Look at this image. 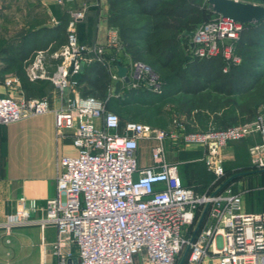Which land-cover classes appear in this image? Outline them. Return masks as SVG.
Listing matches in <instances>:
<instances>
[{"label":"built area","instance_id":"built-area-1","mask_svg":"<svg viewBox=\"0 0 264 264\" xmlns=\"http://www.w3.org/2000/svg\"><path fill=\"white\" fill-rule=\"evenodd\" d=\"M83 17L84 11L73 13L68 43L55 53L62 61L48 78L61 92L77 87L75 76L90 51L107 64L102 47L79 41L76 23ZM243 28V22L221 15L203 22L193 31L189 56H222L228 64L240 63L235 41ZM109 43L120 47L116 31ZM28 75L31 80L47 77L43 51L35 56ZM128 75V85L134 88L158 94L165 90L159 71L144 60H133ZM112 77L121 79L117 72ZM17 80L5 78L4 84ZM49 110L46 98L0 95V125ZM54 113L58 135L72 131L76 148V153L60 157L57 194L47 199L45 216L37 221L57 229L52 246L57 264H132L144 251L148 264H180L186 255L191 264H264V210L246 211L241 194L230 188L198 192L186 186L179 164L169 162L166 151L169 140L202 146V160L219 179L225 173L223 151L231 142L255 134L264 139V106L252 121L206 130H189L177 117L170 130L133 120L121 124L106 100L79 93ZM142 140L151 141L152 154V163L143 167L138 160ZM251 152L253 163L264 168V144L254 145ZM20 200L24 205L12 223H34L35 205ZM204 220L207 224L201 227ZM6 230L10 233V225ZM69 244L78 248L75 261L71 252L63 251Z\"/></svg>","mask_w":264,"mask_h":264},{"label":"crops","instance_id":"crops-1","mask_svg":"<svg viewBox=\"0 0 264 264\" xmlns=\"http://www.w3.org/2000/svg\"><path fill=\"white\" fill-rule=\"evenodd\" d=\"M64 11L70 12L71 20L74 12L84 11V17L76 23V28L78 23L85 24L86 28L92 31L91 39L93 40L83 44L102 47L105 60L106 57L111 56L112 58V51L117 50L116 55L121 56L123 61L120 64L127 66L129 71L130 64L134 59L121 50L119 31L109 25V0H0V48L8 46L14 38L19 37L22 33L42 26L57 24ZM115 31L120 47L109 43ZM95 61H97L96 54L94 51H90L85 60V67ZM106 63L111 75L113 72L118 73L117 64H113L111 59L106 60ZM2 65L0 53V68ZM5 78L18 80L11 86H6L3 82ZM0 79V95L11 96L17 100L46 98L50 105V110L44 114H27L19 121L0 125V264H57L58 258L52 250L53 243L57 238V229L54 225L42 227L37 221L45 216L44 207L47 199L57 194V179L61 169L59 166L60 157L76 153V148L72 143V131L65 130L63 135H58L54 110L63 106L68 97H72L76 93L82 95L81 86L78 84L75 89L61 92L48 80L40 87H33L27 82H22L15 72L5 74L0 72ZM122 79L121 77V81ZM178 96H186L190 99L189 95L179 94ZM228 98L238 105L225 108L220 112L189 108L186 101L189 114H184L183 121L187 124L188 129L206 130L253 120L252 113H242V109L239 107L242 100L238 95L231 94ZM263 106L264 104L256 106L255 112L260 111ZM181 108L182 106L179 104L177 111L181 112ZM176 112L172 111L173 116L168 127L159 129H172L173 119L175 117L180 119L178 115H175ZM226 112L230 113L236 121H225L222 124L219 119ZM247 118L249 119L244 121ZM146 142L149 143V148L151 147L150 140H142L139 150L142 148V143ZM262 143L264 144V139L259 134L231 142L223 151L225 173L219 179L202 160L204 148L192 145L193 147L188 150V155H196L197 162L195 163L206 165L209 175L214 174L215 179L209 178L202 182L194 174L187 176L185 169L182 173L180 172L184 184L198 192H204L207 189L230 188L233 192L241 194L246 211H263L264 168L257 167L253 161L250 162L249 153L251 147ZM186 145L191 144H185L182 141L172 143L169 140L166 142V151L170 147L176 146V150H178L181 146ZM169 162L180 164L183 161ZM235 162H239V164L237 165ZM160 186L158 185V187ZM22 197L28 204H33L36 207L31 217L35 221L34 223L22 225L12 223V217L24 205L20 200ZM206 224L207 220H204L201 227ZM9 225L11 231L7 233L6 228ZM63 251L71 252L73 261L76 260L78 255L76 245L69 244ZM145 255V251L136 254L132 264H143ZM186 264L191 263L187 260Z\"/></svg>","mask_w":264,"mask_h":264},{"label":"trees","instance_id":"trees-1","mask_svg":"<svg viewBox=\"0 0 264 264\" xmlns=\"http://www.w3.org/2000/svg\"><path fill=\"white\" fill-rule=\"evenodd\" d=\"M109 5V25L119 31L121 50L134 60L150 63L159 71L165 81L163 93L166 97L189 95V108L220 112L238 105L228 98L236 94L242 100L239 104L242 113H252V119L256 117L259 111L255 112V107L264 104V19L256 23H244L235 41L236 53L241 57V62L228 64L222 56L189 57L191 36L184 33L195 31L203 22L211 20L199 23V15L204 11L215 13L208 8L205 0H109ZM70 21V12L64 11L57 24L22 33L8 46L0 48L3 61L1 74L15 72L22 82L33 87L48 82V77L62 61L61 55L55 53L68 43ZM81 28H86V25L78 23L79 31ZM79 40L84 43L80 37ZM91 40L90 35L88 41ZM40 51L44 52L47 77L30 80L29 69ZM116 54L117 50L112 51L113 57H106V60L111 59L113 64L122 63V57ZM226 65L228 70L224 71ZM110 75L105 63L95 61L86 65L75 78L83 96L105 100L102 97L110 89ZM122 84L121 80L116 81L115 94L121 92ZM140 90L141 94H154L145 88ZM134 101L137 102L138 98L123 99L122 104L128 105ZM120 115L121 124L129 121ZM219 120L222 124L236 121L228 112ZM186 173L187 176L196 175L202 182L209 178L215 179L214 174L209 175L206 165L202 163L188 164ZM187 260L186 255L182 264H186Z\"/></svg>","mask_w":264,"mask_h":264},{"label":"rangeland","instance_id":"rangeland-1","mask_svg":"<svg viewBox=\"0 0 264 264\" xmlns=\"http://www.w3.org/2000/svg\"><path fill=\"white\" fill-rule=\"evenodd\" d=\"M245 2H255L252 0H241ZM205 3L208 4V0H205ZM259 3V2H257ZM264 5V4H263ZM220 15L211 13L210 11L203 12L199 15V23L204 20L208 19H215L218 18ZM78 36L80 39L88 43L89 37L92 34L91 30L88 28H81L79 31L78 27L76 28ZM110 89L108 94L102 98H105L107 102L108 109L117 112L120 116H122L126 120H136V121H145L151 123L154 127L157 128H167L171 118L173 116V112L178 110V105L182 106L181 112L177 111L175 115H178L180 119L184 120V114H189L187 111V103L188 97L186 96H178L174 98H169L164 95V93H154L153 95L141 94L140 88H134L127 83L124 84V80L122 79V89L120 93L115 92V83L119 80V78H114L110 75ZM121 80V79H120ZM98 96V95H96ZM131 97L138 98L137 102H132V104H122V100L125 101L130 100ZM242 140V139H241ZM239 141V140H237ZM259 141V139H258ZM262 141V140H261ZM149 143H142V148L138 152V160L139 165L143 167V165L151 164L152 163V154L151 150L148 146ZM193 146L186 145L181 146L180 149L176 150L177 147H170L167 148V159L168 161H183L179 164L180 172L182 173L183 170L187 168V165L191 163L197 162L196 155H188V150H190ZM181 152V153H180ZM250 153V162H252V152L249 149ZM189 156V157H186ZM237 165L239 162H235ZM186 257V256H185ZM185 257L182 258L180 264L183 263ZM143 264H148L146 260H143Z\"/></svg>","mask_w":264,"mask_h":264},{"label":"water","instance_id":"water-1","mask_svg":"<svg viewBox=\"0 0 264 264\" xmlns=\"http://www.w3.org/2000/svg\"><path fill=\"white\" fill-rule=\"evenodd\" d=\"M245 2L241 0H208V8L222 17L232 18L243 23H256L264 19V0H252ZM184 35L193 36V31H186ZM190 57V56H189ZM85 62L81 64V71L84 70ZM117 71L126 83H130L128 67L117 63Z\"/></svg>","mask_w":264,"mask_h":264}]
</instances>
